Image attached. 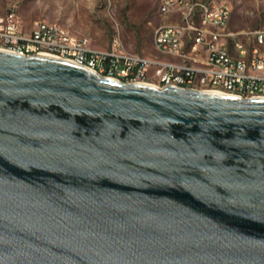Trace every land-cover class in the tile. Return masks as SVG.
<instances>
[{
  "label": "water",
  "instance_id": "obj_1",
  "mask_svg": "<svg viewBox=\"0 0 264 264\" xmlns=\"http://www.w3.org/2000/svg\"><path fill=\"white\" fill-rule=\"evenodd\" d=\"M0 264H264V97L0 49Z\"/></svg>",
  "mask_w": 264,
  "mask_h": 264
},
{
  "label": "built area",
  "instance_id": "obj_2",
  "mask_svg": "<svg viewBox=\"0 0 264 264\" xmlns=\"http://www.w3.org/2000/svg\"><path fill=\"white\" fill-rule=\"evenodd\" d=\"M159 11L178 19L155 29V48L180 57L179 63L126 52L118 38L108 49L93 48L88 37L58 22L39 20L28 30L15 9L0 14V49L64 58L126 83L264 97V32H256L250 51L226 31L232 10L218 0H163Z\"/></svg>",
  "mask_w": 264,
  "mask_h": 264
},
{
  "label": "rangeland",
  "instance_id": "obj_3",
  "mask_svg": "<svg viewBox=\"0 0 264 264\" xmlns=\"http://www.w3.org/2000/svg\"><path fill=\"white\" fill-rule=\"evenodd\" d=\"M163 0H0V14L15 9L30 30L39 20L58 22L97 49H108L118 38L129 53L153 55L157 27L174 23L175 13L162 14ZM232 15L226 31L235 34L251 51L256 32H264V0H218ZM260 49L264 53V43Z\"/></svg>",
  "mask_w": 264,
  "mask_h": 264
},
{
  "label": "crops",
  "instance_id": "obj_4",
  "mask_svg": "<svg viewBox=\"0 0 264 264\" xmlns=\"http://www.w3.org/2000/svg\"><path fill=\"white\" fill-rule=\"evenodd\" d=\"M157 52L158 53L153 54V55L152 54L151 55L143 54V55L146 56V57H151V58L158 57V58H160L161 60H164V61H173V62H178V63L181 62V58L178 57V56L168 55V54H161L158 50H157Z\"/></svg>",
  "mask_w": 264,
  "mask_h": 264
},
{
  "label": "bare ground",
  "instance_id": "obj_5",
  "mask_svg": "<svg viewBox=\"0 0 264 264\" xmlns=\"http://www.w3.org/2000/svg\"><path fill=\"white\" fill-rule=\"evenodd\" d=\"M154 85V84H153Z\"/></svg>",
  "mask_w": 264,
  "mask_h": 264
}]
</instances>
